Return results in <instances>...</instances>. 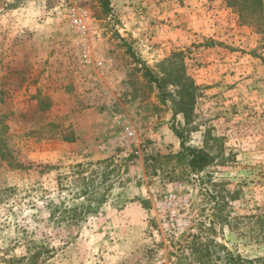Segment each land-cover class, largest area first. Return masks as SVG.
Here are the masks:
<instances>
[{
    "label": "rangeland",
    "instance_id": "374dc122",
    "mask_svg": "<svg viewBox=\"0 0 264 264\" xmlns=\"http://www.w3.org/2000/svg\"><path fill=\"white\" fill-rule=\"evenodd\" d=\"M109 7L0 0V264L264 259V24L228 0Z\"/></svg>",
    "mask_w": 264,
    "mask_h": 264
},
{
    "label": "trees",
    "instance_id": "16d2710c",
    "mask_svg": "<svg viewBox=\"0 0 264 264\" xmlns=\"http://www.w3.org/2000/svg\"><path fill=\"white\" fill-rule=\"evenodd\" d=\"M100 4L103 7L105 12H108L109 0H100ZM228 5L235 7L242 24L251 25V24H264V1L263 0H228ZM179 54H176L178 56ZM144 68V76L148 78L150 82H154L159 89L165 87L166 81L164 79H158L153 72L148 67ZM177 87V94L180 95V100H178L179 108L177 107V112H181L187 118V112L190 107H192L194 102V94H196V86L188 81L182 80V78L177 75L176 80L170 82ZM164 93V92H163ZM165 95V94H163ZM176 136L180 139V145L186 151L188 157L187 164L193 171H202L210 163L211 156L205 150L199 148L187 147L184 144L182 134L174 130ZM7 149L8 147L5 146ZM2 151V149H1ZM0 151V152H1ZM2 155V152H1ZM4 155V154H3ZM2 157V156H1ZM102 163L110 164L109 161L104 160ZM98 164H101L98 162ZM89 166V165H88ZM77 173L83 174L86 171V168L81 164H77ZM93 172V171H92ZM94 173V172H93ZM86 191L82 192L84 195ZM103 199V196L99 198V202ZM224 248V246H223ZM226 261L228 264H256V262H262L263 258L255 259H246L242 258L240 255H233L232 253L226 251ZM200 257H203L200 254Z\"/></svg>",
    "mask_w": 264,
    "mask_h": 264
}]
</instances>
